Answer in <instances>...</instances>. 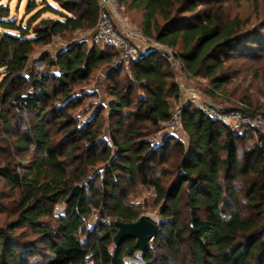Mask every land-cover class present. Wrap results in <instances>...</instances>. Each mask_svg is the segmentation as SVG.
<instances>
[{
    "label": "trees",
    "instance_id": "trees-1",
    "mask_svg": "<svg viewBox=\"0 0 264 264\" xmlns=\"http://www.w3.org/2000/svg\"><path fill=\"white\" fill-rule=\"evenodd\" d=\"M121 1L143 11L144 32L176 48L193 74L207 71L215 83L208 91L211 96L219 91L226 81L219 73L238 50L245 26L238 17L223 19L222 0ZM203 3L215 6L204 9ZM37 6L36 0H29L26 14ZM174 8L177 14L172 13ZM46 11L55 16L42 17ZM99 11V0H42V7L24 23V18L11 13L10 5L0 7V122L10 143L7 160L0 162V177L19 192L15 219L0 226V264H127L126 257L139 251L136 240L126 239L116 246L113 237L117 220L134 221L142 215L138 205L126 199V187L136 185L139 176L151 183L156 201L162 203L160 227L153 239L161 248L179 255L186 247L197 264H260L264 227L231 199L226 203L222 169L235 175L257 170L255 159L264 155V132L213 120L198 106L185 104L182 129L187 145L165 133L151 147L152 140L144 135L165 129L175 110L173 99L180 93L178 83L155 48L142 50L141 58L130 64L116 65L113 47L93 37H69L94 29ZM56 37L67 44L54 55L40 57L48 70L28 69L36 46L48 45ZM104 64L110 67L107 80L111 82L106 88L110 98L89 119L79 122L64 109L82 103V96L98 94L84 83ZM125 66L129 72L119 78ZM76 85L82 94L73 93ZM136 90L140 91L137 97ZM240 102L252 108L247 112L257 111L246 100L225 108H236ZM106 108L111 120L118 116L108 138L93 128ZM25 113L32 117L25 119ZM56 122L64 130L62 140L53 137ZM253 135L257 139L253 148L241 145ZM173 147L181 150L182 158L177 176L165 184L152 160ZM31 151L35 152L31 164L25 171L18 169L15 154ZM99 163L104 165L102 171L83 181L87 169ZM261 171L263 176L250 184L246 194L259 215L264 210V165ZM77 181L82 182L79 194L66 202ZM59 204L65 210L55 215ZM94 210L100 219L92 230L87 220ZM51 215L54 223L45 219ZM17 229L22 230L16 233ZM93 233L97 235L91 238ZM40 244L48 255L31 259L33 252L42 254ZM150 244L143 252L144 263L167 264L166 257L158 263Z\"/></svg>",
    "mask_w": 264,
    "mask_h": 264
},
{
    "label": "rangeland",
    "instance_id": "rangeland-1",
    "mask_svg": "<svg viewBox=\"0 0 264 264\" xmlns=\"http://www.w3.org/2000/svg\"><path fill=\"white\" fill-rule=\"evenodd\" d=\"M29 0H0L1 5H10L11 13L16 14L18 19L24 18V23L33 15V13L42 7V0H36L38 6L29 14H26V6ZM122 2V1H121ZM57 5L55 1L52 2ZM214 4L203 3L200 7L204 9H211ZM125 9L128 6L122 5ZM121 7V8H122ZM129 8V7H128ZM222 15L223 19L231 20L236 17L244 21V31L242 38L238 44V50H236L226 62L225 69L220 72V75L226 76V81L223 86L214 93L212 96L208 92L210 89L214 88L213 78L207 76V71H203L200 75L193 74L187 66L180 63V57L178 55V50L169 45H166L168 52H171L176 59V63H168L166 66L171 70L174 75L175 81L185 82L188 87L196 88L200 96L205 99L211 100V102L224 106H232L237 100H246L251 102L252 106L259 112L264 114V0H222ZM142 11H135L133 18L136 21H141L143 19ZM173 14H177L175 8L173 9ZM190 12H184V15H189ZM44 16H55L52 12L46 11L42 14ZM160 22L163 21L159 17ZM141 28V27H140ZM139 28V29H140ZM136 30V29H134ZM139 31V30H137ZM95 28L91 30H84L75 32L74 35H69L70 38L78 37L80 38H94ZM140 38L145 42V44L157 43L158 41L152 36L148 38L144 30L141 28ZM91 43V42H89ZM67 44L66 40L62 37H56L48 45H37L33 53L30 56L28 69L35 68L36 70H48V66L41 61L40 57L50 53L54 55L58 50L65 47ZM100 46H102L99 43ZM113 66V65H112ZM109 65L104 64L100 68L94 71L91 79L84 83L85 87L94 88L98 90L96 96H82V103L76 104V107H67L64 112H72L77 116L79 122L85 121L90 118L91 114L99 107L100 103H105L109 98V92L106 91L107 85L111 80H107V71L109 70ZM129 72V66H125L124 70L121 71L119 78H124ZM3 78V73L0 70V81ZM185 85V84H184ZM74 92L76 94L81 93V86L76 85ZM218 89V88H217ZM139 90H136V97ZM184 101V98L179 93L177 98L173 99V105L176 107L179 102ZM32 114L25 113L24 118H31ZM118 116L113 117L111 120L109 117L108 109L106 108L102 112V116L97 122L94 123L93 128L99 129V132L108 138L110 131L114 128L115 121ZM15 119H13L14 121ZM239 128V127H238ZM241 128V127H240ZM243 128V127H242ZM1 122H0V162H5L8 158L6 154V149L10 146L9 140L5 137L6 132H4ZM53 137L56 140H62L64 135V130L58 126V122L53 125ZM261 132H264L261 130ZM165 129L158 133H151L144 135L145 138L152 140L151 147L157 146L161 139L165 135ZM11 140L14 137V132L11 133ZM175 139H179L187 145V135L184 133L183 129L179 131ZM85 142L84 140H82ZM13 143V141H10ZM257 142L256 136H248L241 145L247 149H251L255 146ZM9 144V145H8ZM84 144V143H83ZM12 149V154L13 148ZM35 152L31 151L29 153L15 154L14 158L18 169L25 171L27 167L33 161V155ZM116 154V152H113ZM23 157V159H22ZM182 158V153L180 149L173 147L165 152L163 155H155L154 160H152L153 169L156 173L163 176V180L169 183L177 176V166ZM259 161L258 169L251 171L249 173L240 172L235 175L234 171L222 169V181L224 184L226 192V203L230 202V199L235 202L236 206L244 211L248 216L254 217L260 220L261 225L264 227V210L261 215L257 213L258 209L252 207L251 202L254 201L248 197L247 188L252 182H255L263 176L261 171V166L264 165V155L260 158L255 159V162ZM156 165V166H155ZM104 165L99 163L94 167H89L87 169V176L83 181H86L90 177H95L96 173L102 171ZM98 180L94 179V185H97ZM82 186V182H76ZM128 192L127 201L133 202L138 205L141 214H149L157 220H160L161 212L160 208L162 203L156 201L157 195L155 188L150 182H146L141 176H139L138 183L136 185H128L126 187ZM255 200L259 201L258 193L253 194ZM19 197V192L16 188L9 187L3 178L0 177V226L15 219L17 212L15 201ZM264 209V207H263ZM65 210L64 205L59 204L55 207V215H59ZM183 215L186 217V209H183ZM54 215V216H55ZM51 223H54V217L48 216L45 218ZM100 219L98 212L94 210L92 215L87 220V226L89 229H95V226ZM106 220L109 216L105 217ZM22 229H17L16 233H19ZM97 234H92L91 238L96 237ZM31 238L34 234H31ZM24 239V238H23ZM43 247V248H42ZM113 247V246H112ZM111 247V248H112ZM151 251L156 257L158 263L162 258L169 259L167 264H197L191 258L188 248H183L179 255L174 254L168 248L160 247L156 240L151 241L150 244ZM41 249V250H40ZM39 250L42 254H36L33 252L30 256L31 259L38 257L39 259L44 258L48 255V250L45 248L44 244H40ZM36 251V250H35ZM141 251L136 253L134 257H126L127 264H143V254ZM253 264H259L254 262ZM260 264H264V257Z\"/></svg>",
    "mask_w": 264,
    "mask_h": 264
},
{
    "label": "built area",
    "instance_id": "built-area-1",
    "mask_svg": "<svg viewBox=\"0 0 264 264\" xmlns=\"http://www.w3.org/2000/svg\"><path fill=\"white\" fill-rule=\"evenodd\" d=\"M100 11L98 22L95 27L94 40L105 46L113 47L117 51L115 64H130L141 58L142 49L136 45L130 33L123 32L118 26L114 13H119L122 7L121 0H99ZM133 35L140 37L137 30H133ZM166 45L157 42L153 45L148 44V48H155L160 55L171 64L176 63V59L171 52L165 48ZM180 63L184 62L180 59ZM185 65V64H184ZM185 84V85H184ZM179 90L184 101L176 103L172 118L166 123L165 132L177 136L182 130L183 107L185 104H193L213 120L227 123L232 126H249L264 131V114L256 112H247L252 110L246 103L240 102L236 108L226 109L224 106L217 105L211 101L203 99L196 88L188 87L185 82H178ZM143 264L144 261H143Z\"/></svg>",
    "mask_w": 264,
    "mask_h": 264
},
{
    "label": "water",
    "instance_id": "water-1",
    "mask_svg": "<svg viewBox=\"0 0 264 264\" xmlns=\"http://www.w3.org/2000/svg\"><path fill=\"white\" fill-rule=\"evenodd\" d=\"M80 190L81 186L76 185L66 199V202L78 195ZM160 222V220L155 219L149 214H142L134 221L117 220V231L113 237L114 244L119 246L126 239H135L137 249L143 254L159 230Z\"/></svg>",
    "mask_w": 264,
    "mask_h": 264
},
{
    "label": "crops",
    "instance_id": "crops-1",
    "mask_svg": "<svg viewBox=\"0 0 264 264\" xmlns=\"http://www.w3.org/2000/svg\"><path fill=\"white\" fill-rule=\"evenodd\" d=\"M135 11H139V9H137V8H128V7H127V9H125L124 7H122L121 10L119 11V13H114V18H115L118 26L120 27V29L123 32L130 33V37H131L132 41L136 45H138L142 49H146L148 47V45L145 44V42L140 37H138L137 35L135 36V35L131 34L134 29L139 30V31H140L141 28L143 29V21L144 20L142 19L141 21H136L133 18V15H134ZM140 11H142V10H140ZM145 35L148 38H152V36H150V35H148L146 33H145ZM205 99L208 100V101H211V100H209L207 98H205Z\"/></svg>",
    "mask_w": 264,
    "mask_h": 264
}]
</instances>
